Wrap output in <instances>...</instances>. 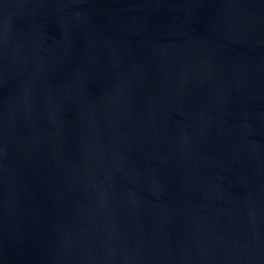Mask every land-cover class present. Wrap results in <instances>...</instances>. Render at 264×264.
Instances as JSON below:
<instances>
[{
	"label": "water",
	"instance_id": "1",
	"mask_svg": "<svg viewBox=\"0 0 264 264\" xmlns=\"http://www.w3.org/2000/svg\"><path fill=\"white\" fill-rule=\"evenodd\" d=\"M0 264H264V0H0Z\"/></svg>",
	"mask_w": 264,
	"mask_h": 264
}]
</instances>
